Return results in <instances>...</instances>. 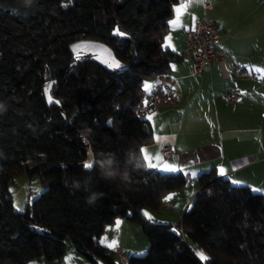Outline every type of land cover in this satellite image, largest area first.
<instances>
[{
  "label": "trees",
  "instance_id": "1",
  "mask_svg": "<svg viewBox=\"0 0 264 264\" xmlns=\"http://www.w3.org/2000/svg\"><path fill=\"white\" fill-rule=\"evenodd\" d=\"M177 3L0 0V264L60 259L67 239L91 264H264V194L214 169L176 227L144 216L188 184L146 165L154 133L139 112L144 79L168 76L181 59L163 47ZM78 40L107 45L119 67L74 54ZM51 83L56 105L45 95ZM20 173L46 189L18 213L9 183ZM118 218L140 224L148 240L126 263L99 242Z\"/></svg>",
  "mask_w": 264,
  "mask_h": 264
},
{
  "label": "crops",
  "instance_id": "2",
  "mask_svg": "<svg viewBox=\"0 0 264 264\" xmlns=\"http://www.w3.org/2000/svg\"><path fill=\"white\" fill-rule=\"evenodd\" d=\"M205 3L211 5L210 9H205ZM203 18L212 20L219 29L216 46L224 57L194 76L192 60L183 55L186 33ZM163 47L181 56L172 63L168 74L177 99L147 116L154 138L142 152L147 166L188 177L187 186L163 195L158 218L152 213L150 216L176 227L201 190L200 177L212 169L233 185L249 186L264 194V0L178 2ZM156 81L157 78L144 79V94ZM146 85L151 87L146 90ZM233 89L239 90L241 96L229 104L224 95ZM166 147L171 150L168 158L163 156ZM127 222L126 218H118L108 225L105 230L109 235L103 233L99 242L109 251L124 247L128 256L142 254L148 249V240L142 235H124V228L130 226ZM126 236L139 242L126 244ZM75 252L72 245H66L60 259L38 258L33 264H73L67 261L69 256L81 260Z\"/></svg>",
  "mask_w": 264,
  "mask_h": 264
},
{
  "label": "built area",
  "instance_id": "3",
  "mask_svg": "<svg viewBox=\"0 0 264 264\" xmlns=\"http://www.w3.org/2000/svg\"><path fill=\"white\" fill-rule=\"evenodd\" d=\"M187 0H178L183 3ZM205 9H210L211 5L205 3ZM220 37V31L212 20L207 18L196 21L195 27L186 33V44L183 55L192 60V75L199 76L206 66L224 57V54L216 46ZM239 90L233 89L225 93L224 97L229 104H234L240 99ZM177 99V90L169 76L158 77L151 91L142 99L139 112L143 116H148L157 112L160 107L170 105ZM169 147L163 149V156L170 157ZM182 232V229L180 228ZM113 254L120 263H126L129 259L124 247H116Z\"/></svg>",
  "mask_w": 264,
  "mask_h": 264
},
{
  "label": "rangeland",
  "instance_id": "4",
  "mask_svg": "<svg viewBox=\"0 0 264 264\" xmlns=\"http://www.w3.org/2000/svg\"><path fill=\"white\" fill-rule=\"evenodd\" d=\"M84 164H93V156L92 153L89 152L87 159L85 160ZM90 168V167H86ZM46 189L45 186L42 185V181L40 176L38 175H32L29 176L26 173H20L15 176L13 181L9 183V192L12 195L13 199V205L16 210V212L21 213L24 212L27 208L28 205H32V202L34 199H36L44 190ZM144 216L149 219V220H154V217H150L154 215L156 218H158L159 213L157 211L151 210L149 207H144L143 208ZM153 211V212H151ZM152 213V215H151ZM129 227H125L123 232L124 235H142L145 240H147V237L144 235V232L142 230V227L140 224L134 223L130 220L127 222ZM104 235H109V232L106 233V230L104 231ZM113 235V234H112ZM119 235V234H115ZM127 242L126 244H136L139 241L137 239H133V237L126 236ZM189 246L195 250L196 254L199 256L201 260H206L207 259V253L204 251L203 248L199 247L195 242L191 241L190 239L187 240ZM125 243V242H124ZM66 245H72V249L75 253H78L79 257L81 260H77L74 257H68V260H72L73 264H91L84 256H82L74 247L73 242L70 239L66 240ZM115 249V248H114ZM147 250H145L146 252ZM145 252L139 255H143ZM201 254H203V257H206V259L202 258ZM76 259V260H73ZM100 264H106L104 262H100Z\"/></svg>",
  "mask_w": 264,
  "mask_h": 264
},
{
  "label": "water",
  "instance_id": "5",
  "mask_svg": "<svg viewBox=\"0 0 264 264\" xmlns=\"http://www.w3.org/2000/svg\"><path fill=\"white\" fill-rule=\"evenodd\" d=\"M71 50L74 54L90 55L97 60L102 66L111 68L117 64V59L113 51L105 44L93 40H78L71 44ZM51 87L45 90L46 99L49 105H56L57 102L52 99L50 90Z\"/></svg>",
  "mask_w": 264,
  "mask_h": 264
},
{
  "label": "snow or ice",
  "instance_id": "6",
  "mask_svg": "<svg viewBox=\"0 0 264 264\" xmlns=\"http://www.w3.org/2000/svg\"><path fill=\"white\" fill-rule=\"evenodd\" d=\"M115 66L119 67L118 64H116ZM49 87H51V85H49ZM150 87H151L150 85L145 86L146 90L149 89ZM149 119H150V117H149ZM85 167H91V164H86ZM221 171H223V170H221ZM201 256H202V258L206 259V257H203V254H201Z\"/></svg>",
  "mask_w": 264,
  "mask_h": 264
}]
</instances>
